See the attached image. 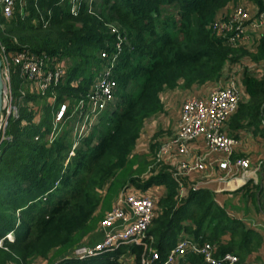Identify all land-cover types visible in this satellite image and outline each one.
<instances>
[{
	"label": "trees",
	"instance_id": "trees-1",
	"mask_svg": "<svg viewBox=\"0 0 264 264\" xmlns=\"http://www.w3.org/2000/svg\"><path fill=\"white\" fill-rule=\"evenodd\" d=\"M253 1L263 12L264 0ZM240 2L84 0L73 14L66 0H22L12 19L1 18L0 44L8 53L47 56L61 63L65 74L47 90L56 99L54 105L44 106L40 122L34 123L33 113L21 108L19 118L9 120V139L0 145V264L35 260L54 264L58 259L59 264H143L150 250L159 254L153 264H164L186 236L218 245V255L235 252L233 242L222 245L227 232L233 241L238 236L251 239L253 233L229 218L210 191L190 186L182 199L173 172L152 168L149 155L136 149L147 122L165 112L164 93L217 83L225 67L242 64L248 57L264 60V35L247 49L229 43L213 29L227 21ZM115 55V101L70 157L75 143L68 131L52 143L48 140L54 130L53 106L69 104L66 119H71L78 101L88 99ZM244 77L248 100L230 118L233 130L246 120L255 124L264 120V73L256 77L245 71ZM16 83L19 93L23 80L17 68L13 94ZM18 97L16 101L21 97L39 103L38 97ZM153 187L165 191L157 201L150 195L156 210L147 248L132 244L83 261L64 259L88 244L123 192L149 195ZM175 264L208 263L188 251Z\"/></svg>",
	"mask_w": 264,
	"mask_h": 264
},
{
	"label": "built area",
	"instance_id": "built-area-1",
	"mask_svg": "<svg viewBox=\"0 0 264 264\" xmlns=\"http://www.w3.org/2000/svg\"><path fill=\"white\" fill-rule=\"evenodd\" d=\"M82 3L84 0H79ZM93 2V0H90ZM18 5L22 7V0H0V18L10 20L15 15ZM80 5V4H79ZM79 6L72 10L76 14ZM90 10L91 6L89 7ZM259 9V8H258ZM214 31L219 37L239 47L252 49L255 42L264 33V11L260 9L251 12L248 8L238 5L235 7L227 21H220L214 26ZM115 31V30H114ZM0 57L2 59V72L5 82L3 95V114L0 123V145L8 140L7 128L11 118L18 119V107L7 108L8 104L16 101L12 89V77L15 68L21 77L35 81L39 88H46L58 84L64 78V66L47 56H37L28 51L8 53L0 44ZM103 59H108L106 53H102ZM118 55L109 60L108 66L102 71L88 99L82 101L83 108L87 106L94 114H101L110 104L114 103L117 96V82L113 70ZM50 65V66H49ZM260 66L264 73V60ZM246 95V88L239 79H221L205 97L191 96L182 105L180 118L176 126L175 134L160 144L159 159L162 157H185L191 153L193 144L201 143L206 152L196 161L182 160L180 172H173V178L182 189L183 179L186 176L198 172L207 173L212 165L218 164L221 170L227 172V176L235 172H248L251 168L249 159H235L232 156L237 141L227 133V124L230 118L237 112L239 104ZM16 105V104H15ZM67 111L66 105H61L57 112L56 122L63 120ZM16 112V114H15ZM173 156V157H172ZM219 157L218 159L214 157ZM234 172V173H235ZM196 190L195 188H193ZM183 196V190L182 195ZM156 201L150 195L129 190L123 192L116 201L113 209L105 216L101 223L103 238L101 241L89 245L85 244L76 248L64 259L86 260L106 253L115 252L126 245H143L147 248V233L155 217ZM8 237H11L9 235ZM188 251L202 256L208 264H239L237 255L226 253L218 255L217 247L211 243H197L194 240L183 237L177 246L170 252L164 264H175L178 258ZM151 256L143 261V264H153L159 259L156 250H150ZM42 264H46L43 262ZM57 264V263H55Z\"/></svg>",
	"mask_w": 264,
	"mask_h": 264
},
{
	"label": "crops",
	"instance_id": "crops-1",
	"mask_svg": "<svg viewBox=\"0 0 264 264\" xmlns=\"http://www.w3.org/2000/svg\"><path fill=\"white\" fill-rule=\"evenodd\" d=\"M240 5L248 8L251 12L259 10V6L253 0H241ZM243 62L234 67H225L224 75H231L235 73L238 67L246 66V61ZM244 70L251 75L261 77L262 71L258 65H251V67H247ZM210 84V88L206 91L203 90V86H195L191 90H182L181 92L180 89H176L164 93L162 101L165 111L172 107L173 102H175L174 96L176 95L183 94L181 98L184 99V102L191 96H207L216 85V83ZM165 98L166 103L164 101ZM247 100L248 96L245 95L241 103H245ZM182 105L180 106L177 121L180 118ZM230 124L231 120L227 124V133L237 141L232 160L239 158L249 159L251 168L246 173L233 170L234 175L230 174L227 176V172L221 170L218 164L212 165L207 173H202L199 189L210 191L214 195L216 203L225 211L229 218L239 223L245 231L253 233L248 241H244L239 236L233 241V236L230 232H227L222 237V245L226 247L233 242V245L236 246L235 248L240 249V251L234 249L235 252L232 253L239 257V264H264V120L262 119L257 124L250 123L248 120L243 121L240 124V128L236 130L231 129ZM205 152L206 149L201 143L193 144L191 147L192 154L202 155ZM214 158L218 159L219 157L216 156ZM189 186L191 185L188 184L187 187L189 188ZM156 188H161L165 191L164 187ZM102 238L103 232L100 228L89 236L87 243L93 245L101 241ZM214 245L217 247L218 252V245Z\"/></svg>",
	"mask_w": 264,
	"mask_h": 264
},
{
	"label": "rangeland",
	"instance_id": "rangeland-1",
	"mask_svg": "<svg viewBox=\"0 0 264 264\" xmlns=\"http://www.w3.org/2000/svg\"><path fill=\"white\" fill-rule=\"evenodd\" d=\"M65 1V0H62ZM68 3V6H70L71 11L76 9L80 1L79 0H66ZM18 8L20 9L21 6L18 5ZM93 9V7H91ZM0 25H1V18H0ZM252 55L255 53L254 50H249ZM245 65L242 67H238L235 73L231 75H224L222 79L228 78L229 80L232 79H239L241 82H244V76H245V70L247 67H251V65L257 66L260 62L254 61L251 57L245 58ZM57 62V61H56ZM50 66V65H49ZM67 66V65H66ZM116 66V65H115ZM21 77V76H20ZM23 80L21 92L18 93L17 87L18 84L16 83L14 87V95L15 98H19V94L24 97H38V102L34 100H22L21 97L18 99L19 101H14L15 104H8L7 108L13 107L14 110H17L16 107H18V114L20 116V110L21 108H26L29 113H33V122L39 123L42 116H43V108L47 105H54L56 96H48V92L46 88H39L37 84H35V81H31L30 79H26L24 77H21ZM14 80V79H13ZM98 80V79H97ZM210 83L203 85V90L206 91L210 88ZM94 88V87H93ZM183 89H180L182 92ZM184 91V90H183ZM183 94L174 96L175 102H173L172 107L165 111V113L160 114L157 118L151 119L147 122L145 125V128L138 140L137 143V152L141 155H149L148 159L149 161L153 162L154 166L152 168L157 167V170H168L171 172H180V165L182 163V160H186L187 162H194L196 161L200 156L197 154H192L185 156V157H179L175 156L174 158H167L162 157L159 159V151H160V144L164 143L167 139L171 138L172 135L175 134L176 126H177V116L180 111L181 104L184 103V99L181 98ZM40 98V99H39ZM167 98V96H166ZM165 98V103H166ZM67 103H70L67 101ZM45 104V105H44ZM84 103L82 101H78L77 106L73 110L72 118L67 120V111L65 113V116L62 121L56 122L57 112L60 110L58 106H53V116H54V130L48 135V140L50 143L54 142L62 133L63 131H68L70 136H68L71 141L73 140L74 149L72 150L70 157L74 155L75 148L80 146L83 140L90 137L95 130V128L100 124L101 116L103 115L104 111L108 108H106L104 111L101 112V114H94V112L90 111L89 108L83 106ZM68 107L69 104H66ZM61 108V107H60ZM16 114V112H15ZM23 125H27L26 121H23ZM67 133V132H66ZM49 143V145H51ZM154 145L155 149L152 152V146ZM173 157V156H172ZM68 162V161H67ZM157 165V166H156ZM187 184H190L192 188H195L196 191L200 190L199 185L202 181V173H192L188 176H186ZM194 184V185H193ZM190 187V186H189ZM189 188L184 183L182 190H183V196H187L189 193ZM164 190L161 188L153 187L149 190V195H152L156 201L157 199L163 195ZM12 236V235H11ZM46 264H48L46 261H43ZM41 260H35L31 264H42ZM61 262V259H58L55 261V263L59 264ZM54 263V264H55Z\"/></svg>",
	"mask_w": 264,
	"mask_h": 264
},
{
	"label": "water",
	"instance_id": "water-1",
	"mask_svg": "<svg viewBox=\"0 0 264 264\" xmlns=\"http://www.w3.org/2000/svg\"><path fill=\"white\" fill-rule=\"evenodd\" d=\"M5 82L3 79V72H2V59L0 57V123L2 120V114H3V95L5 91Z\"/></svg>",
	"mask_w": 264,
	"mask_h": 264
}]
</instances>
